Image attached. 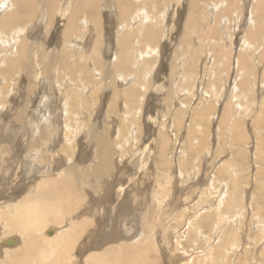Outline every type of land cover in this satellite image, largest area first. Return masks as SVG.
<instances>
[{"label": "bare ground", "instance_id": "1", "mask_svg": "<svg viewBox=\"0 0 264 264\" xmlns=\"http://www.w3.org/2000/svg\"><path fill=\"white\" fill-rule=\"evenodd\" d=\"M102 2L101 9L99 4ZM181 12L187 14V19L180 26L184 33L180 36L181 28L174 22ZM107 13L112 14L110 28L107 27L109 31L105 24ZM58 22L64 27L63 45L60 40L57 47L48 48L50 34L44 33L38 40L39 34L38 31L37 35L33 33L34 28L47 24V30ZM243 24L245 27L240 28ZM101 30L103 37L97 36L94 42V34L98 35ZM177 32H180L178 36ZM240 32L242 36L237 35ZM170 33L174 35L169 38L171 48L180 44L179 39L184 40L175 50V60L180 58L183 62L171 61L174 77L170 79V85L169 81L152 83V78L159 74L163 43ZM88 36L90 41L87 42ZM104 39L109 41L107 46L111 47L112 63L109 66L111 71H106L105 77H102L103 70L98 71L93 64L95 61V65L105 66L100 62ZM206 42L213 46L208 54L204 50ZM47 63L49 67L45 68ZM54 63L59 65L58 74L53 71L55 66L51 68ZM19 68L26 75L31 73L36 77L39 92L46 72L53 71L57 77L60 76L59 81H64H54L59 95L72 93L76 102L79 96L80 106L71 111L76 110L74 126H71L69 112H66L68 117L63 126L53 127V133L62 131L60 139L54 146V141L48 142L50 147L43 148L38 157H32L28 152L39 148V141L48 129L51 110L40 117L39 108L37 111L35 107L36 113L29 114L30 123L26 129L33 138H38H34L35 142L32 137V142L25 139L28 158L22 159L24 163L20 165L21 169L24 168L23 180L19 178L22 181L16 185L17 189L14 188L8 198L0 202V264H173L172 261L165 263L160 256L163 253L171 259L177 258L176 264H235V259L228 257L229 253L222 259L215 257V253L223 248L226 252L228 246L232 252L244 251L240 253L244 257L254 251L264 256L263 182L258 199L249 196L248 190L246 194H238L235 191L237 185L228 179L236 174L234 168L222 167L219 170L221 176L217 173L207 181L204 179L193 190L195 196H191L194 202L174 209L178 199L172 192L166 193L170 175L165 181L166 187L162 188L163 182L158 181L155 171L147 172L153 155L156 160L155 150L143 141L141 143L138 137L140 115H145L148 121L157 125L160 121H169L182 129L186 127L181 136L185 137L183 140H189V149L203 148L208 142L207 137L210 141L212 132L219 142L225 134L235 131L236 136L230 139L232 142L247 137L246 151L240 150V154L247 153L255 160L264 156V127L259 128L264 125V0H0V85L8 88V80L4 82V79L13 77ZM231 73L233 84L229 83L228 75ZM81 80L83 84L79 83ZM28 84L29 90L36 92ZM93 91L98 93L88 96ZM151 91L162 97L160 107L164 114L161 120L145 114ZM101 92L98 105L91 110ZM106 96L110 99L106 106L107 121L103 123L96 117H100L101 101ZM43 100L41 97L40 105ZM31 103L29 100L26 107ZM117 103H120L123 120L119 118L122 123L119 120L114 123L111 118L114 121L112 125L108 111ZM214 122L216 125L211 131L210 126ZM3 125L0 126V136ZM36 132L38 135H35ZM163 133H166L165 130L160 133L162 143L168 141ZM5 135L7 143L0 150L4 148L7 151L4 153L9 152L10 155L16 152L11 147L14 139H10L8 133ZM156 141L155 138L151 143ZM138 143L141 145L130 159L134 171L127 174L130 187L127 189L125 184H119L115 190L114 184L118 183L120 175L125 174L126 148ZM77 147L78 158L91 154L86 163L78 158L75 160ZM214 149L215 146L212 151ZM201 151L212 154L211 150ZM45 153H49V157ZM60 153L66 163L59 164ZM180 153L181 156L184 154ZM157 155L160 168L164 160L163 149L160 148ZM172 155L177 156V151H173ZM216 159L218 166L227 164ZM175 160L167 163L169 168L174 164L179 176L185 177L180 171L182 160ZM227 172L228 178L224 176ZM140 174L148 176L149 181L144 183L151 185L142 188L147 195L140 192L142 194L136 197L132 194V185L137 186L141 181L137 179ZM32 177L41 179L34 180L35 185H31ZM157 184L164 191L160 198L156 194L158 188L153 190ZM141 187L139 183L138 188ZM202 187L205 190H201ZM19 188L24 190L22 194ZM152 205H155V213L160 220L157 230L153 229L151 221ZM106 226L107 230L104 229ZM226 228L236 233L237 240L231 233H225ZM245 228L261 235H249L247 229L244 242L238 248V242L242 240L240 232H245ZM197 236L204 238L201 240ZM261 239L263 242H260ZM187 241L193 245V254L185 250ZM254 264H264V261L254 259Z\"/></svg>", "mask_w": 264, "mask_h": 264}, {"label": "rangeland", "instance_id": "2", "mask_svg": "<svg viewBox=\"0 0 264 264\" xmlns=\"http://www.w3.org/2000/svg\"><path fill=\"white\" fill-rule=\"evenodd\" d=\"M102 4H103V2L101 4H99V7ZM100 8L102 9V6ZM182 13H184V12H181L179 18L177 20H175V22H174L176 24H179L178 25L179 27L180 26H183L182 25L183 21L187 19V14H185V13L182 14ZM110 15H112V14L111 13H107L106 16H105L106 17V22H105L106 28L111 25L109 23V20L111 18ZM182 15H184V16H182ZM111 21H112V19L110 20V22ZM177 21H178V23H177ZM241 23H244V22L241 21ZM30 26H29V28H31ZM46 26H47V24H45L44 26L43 25H38V26H36V28H34V32H33L34 34H36L37 31H38V33H37V34H39L38 40L45 35L44 33L47 34V32H48V35L50 34V36L48 37V40H47V43H49L47 45V47L49 46L48 48H55V46L57 47V45H58L57 43L60 40H62V44L61 45H63L64 27L62 25H60L59 22L58 23H55V25L50 26L49 28L47 27V30H46ZM242 27L244 28L245 27V24H243V26H241L240 28H242ZM109 28H107L106 30L109 31L110 30ZM180 28H181V34H180V32H177V36L179 34H180V36L181 35H184V33L182 31L183 27H180ZM90 31L91 30L89 29V33H90ZM102 31L103 30H101V32H100L101 35H100V33L98 35L94 34V36H93L94 42L98 39V38H96L97 36L98 37H101L102 36V33H103ZM241 32H242V29H241ZM241 32L238 33L237 35L242 36ZM89 36L86 38L87 40H85V41H87V42H88V40L90 41ZM170 36L173 38V36H174L173 33L172 34L170 33L169 34V37H168V40H165L164 43H163V54L161 56L162 57V62H161L160 68H159V74L157 75V77L155 79L152 78L153 79L152 80V83H158V82L159 83H164V82L167 83L169 81V85H170V79L172 77H174V71H173V66H172V62L171 61L172 60H175V55H176L175 50L178 48L179 45L183 44V41L184 40L182 41V38L179 39V43L180 44L174 46L175 48H171L170 47L171 44L169 42V38H171ZM106 37L108 38V33L106 34ZM102 39L103 38H101V40ZM104 41H102L103 47L101 45V52H102L101 53V58H102V61L100 60V62L102 64L104 63L105 66H101L100 67L99 65H95L96 64L95 61H94V64H93L94 66H96V68H97L98 71H100V69L103 70L102 73H103L104 76H102V77H105V75H106L105 72L106 71H111V68H109V66H111L110 65V62L112 63V61H111V59H112L111 58L112 53H110L111 52V50H110L111 47H108L109 46V43H108L109 41L107 39L106 40L104 39ZM206 44H207V47L204 50H206V53L208 54V52H210V51L213 50V49H211V47H213V46L211 45L210 42L209 43L206 42ZM106 49L108 51L109 50L110 51L108 52V51H106ZM104 51L106 52V54L103 55ZM173 55H174V58H173ZM103 57L105 58V60H104ZM108 58H109V60L107 61L106 59H108ZM168 58H169V60H168ZM166 59H167V61H166ZM206 59H208V58H206ZM176 60H175V63H177V61H178V63L180 61L183 62L182 60H180V58L177 61ZM54 66H55V63L51 65V68L54 67ZM58 66H55V69L53 70L54 72H56V74H58V70H57L59 68ZM47 67H49L48 66V63L46 64L45 68H47ZM18 70H19V72H17V74L13 75L14 78L13 77H11V78L8 77V78H5L4 79V82L6 80H8V85H7L8 88H6V86H4V84L3 85H0V87H1L0 88V90H1L0 91V99H2L4 101L3 102L2 100H0V107L2 106L0 108V123H1L0 126L4 124L3 125L4 126V129H3V132H2V134L0 136V148H1V146L4 147L5 144L7 143L6 140H5V138H6L5 133H8V136H9L10 139H14V143H13L14 146H12L13 145L12 144L11 147H14L15 149L17 148V150L14 149V151H16V152L10 153V155H9V152L7 154L4 153V152H7V151L4 150V148L0 150V153L2 152V154L0 155V202H2L4 198L7 199L8 198L7 196L9 194H11V192L13 191L14 188L17 189L18 186H16V185H19L21 183L20 180L23 178L22 176L24 174L23 173L24 172V168L22 167V169H21L20 168V165L21 164L23 165V163H24V161L22 162V159L24 160L25 158H28V156L26 155V149H25L26 148V146H25V139L27 138L26 140H30L32 142L34 140V138L37 137V136H35L33 138L32 133H30V131H27V129H26V128H29V123H30L29 120H28L29 119V114H30V116H32L34 113H36L35 112L36 111L35 110V107H36L37 111H38V108H39L38 116H40V117L43 116V115H47L48 113H50V110H51L50 122H49V125L47 127L48 129L46 130V135L43 138H41L40 141H39V148L36 149L35 151L28 152L29 155H31L32 157H34V156L38 157V156H40V152L43 151V148H47L48 149L50 147V145L48 144V142L54 141V143H53V146H54L55 143H56V141H58L60 139V134L62 133V131H57L56 133H53V127L54 126H56V127L57 126L58 127L59 126H63L64 121L66 122V117H68L66 115V112H69V117H68L69 122H70L71 126H74V113H75L76 110L74 112H71V111L74 108H78L80 106V97L79 96H78V100L76 102V100L74 99L72 93H70L68 96L67 95L66 96L63 95L62 93H61V95H59V90H58L56 84H54V81L56 83V80H57L58 81L57 83H59V82L61 83L62 80L59 81V77L60 76L57 77L56 74L53 73V71L51 73H48L49 70L46 72L47 74L45 75L46 76V79L45 80L48 79L50 82L48 80H47L48 82L44 80V83L45 84L43 83L42 86L40 85V88L42 87V89L39 92L38 91V82L36 81V77L33 74H31V73L29 75H26L25 72L22 71V68H19ZM20 71H22V73ZM170 74H171V77H170ZM232 75H233L232 73L228 75L229 76V83H232L230 81V78L232 77ZM69 76L71 77V75H69ZM167 76L169 78H167ZM89 77H90V75H89ZM56 78H58V79H56ZM224 78H225V76H224ZM1 80H2V78H1ZM29 81H31L32 83L29 82ZM52 82H53V84H52ZM62 82H64V81H62ZM1 83H2V81L0 82V84ZM28 83L31 84L30 86L33 89L35 88L34 90L36 92L33 93V92H31L29 90V84ZM79 83L80 84H83L84 82L81 80ZM9 84H10V86H9ZM33 86H35V87H33ZM63 86H64V83H63ZM103 86H104V84H103ZM229 86H231V85H229ZM36 87H37V89H36ZM3 88L4 89H7V91L3 90ZM12 88H14L13 89L14 91L12 90ZM87 88H88V86H87ZM89 89H91V88H89ZM97 93H98L97 91H93V92H90L88 96L95 95ZM150 93H151V95H150ZM150 93H149V97H148V100H147V105L148 106L145 107L147 111H145V110H143V111H145V114H148L149 117L153 116L154 118H156V120L157 119L158 120H161L163 118V115L162 114H164L162 112V107H160V101L162 100V97H159V95L156 94L153 91H151ZM101 94H102V92L98 95L97 103L94 106L90 107L91 110H93V108H95L98 105V103L100 101V95ZM8 96H10V97H8ZM110 96H111V94H110ZM41 97H42V100L43 99L44 100L42 101V103L40 105V99H41ZM6 98H7V102H5L6 101ZM111 98L113 99V96ZM65 99H66V103L64 102ZM109 99H110L109 96H106V97H104L102 99L101 104L103 106H101L102 107L101 108V111H99V114H98V116H100V117L99 118L96 117V120H99V121H101L103 123H105L107 121V119H106V117H107L106 116V110H107L106 106L108 105ZM29 100L31 102H33V103L28 104V105H30V106H28L29 107L28 108V107H26L27 106L26 104H27V102ZM194 100L195 99H193L192 105L195 104L194 103L195 102ZM189 104H191V102ZM120 107H121L120 106V103L119 104L117 103V106L116 107L109 108V111H108V115L110 117L109 121L112 122V125H113V122L114 121H115L114 123H118V120H119V122H121L120 119L123 120V118L121 117L122 115L120 113V110H121ZM159 107H160V109H159ZM9 109H11V110H9ZM102 109H104V110H102ZM56 111H58V113H56ZM31 112H33V113H31ZM259 112L261 113V111H259ZM140 117H142L141 122H140V127L138 128V126H137V128L139 129V135H138V137H139L140 142L141 143L144 142V144L150 145L151 146L150 148H153L155 150L154 151V154H155L156 157H159V155H157V153H159L160 148L163 149V155H164V160L162 161V163H163L162 167H160V168L158 167V163H159V159L160 158L157 159L155 157L156 160L154 161V155H153L152 161L149 163L150 166H148L146 168V170H147L148 173H151V170L152 169L155 171L156 178L158 179V181L160 183L161 182L164 183V184L161 183V187L162 188H165L166 187L165 186V181L168 178V176L170 175L169 188L166 190V193L168 194L169 192H172L173 195L178 199V202H176L173 205L174 206V209H176V207L182 206V205H184L186 203L187 204H190V203L194 202V198L191 196V195H193V193L195 194V192L193 190L196 189V187H198L199 184H200V182H203L204 179H205V181H207L206 179H210L211 176H216L217 173H218V176H221V175H219V170L222 167H224V168L231 167V169L234 168V172L236 173L233 176L234 178L231 177V175H230V177H231L230 178L228 172L226 173L228 176L227 175H224V176L227 177V178L229 177L228 179H231L232 182H235L234 185H237V187H236L237 189L234 188V189H236L235 191H237L236 193H238V194H240V193L241 194L242 193L246 194L247 193V190H248V191H250L249 196L253 195L254 198L256 197V199H258V197L260 196V192L259 191H260L261 187L264 186V185L262 186V184L264 183V168L262 167L264 163H262V161H261V160H263V162H264V159H263L264 156H262V154H261L262 157L259 156V157H261L259 159L258 156H257L258 159L255 160L254 158H251V156L249 154H247V153H244V155H243V153L242 154L239 153L240 150H242L243 152L246 151L245 143L247 142V137L246 138L241 137V139L238 140L239 142L237 141L238 143L237 142L234 143L230 139L232 138L233 135L236 136V133H235V131H233V132L231 131V132H228L227 134H225L224 138L223 137L220 138V140L218 142L217 139H214L213 132H212L210 141H209V137H207L206 141H208V142H206L207 144L204 145L203 148L198 149V150L196 149V147H195V149H189V140L185 141V140H183V139H185V137L181 136V133L185 132L186 127H183V129H182L180 126L178 127L175 124H172L171 125L169 121H167L166 123H161L162 121H160V123L157 125V124H154L151 121H148V119H147V117H145V115H142V116L140 115ZM111 118L114 121H112ZM262 118L264 119V116H262ZM184 121L186 122V119ZM121 123H119V124L122 125ZM159 125H161V126H159ZM215 125H216V122H214V124H212L210 126L211 131H213V127H215ZM30 126H31V124H30ZM263 127H264V125L263 126H259L260 129H263ZM72 128H74V127H72ZM87 129L88 128H86V130ZM166 129H168L169 131L167 132ZM180 129H182V130H180ZM8 130H9V132H8ZM98 130H100V128ZM163 130H165V132H166V133H163V134L168 139V141L167 142H164V143L161 142L162 141V137H161L162 135L160 134L161 131H163ZM71 131H74V130H71ZM25 132H26V134H25ZM199 132H202V131H199ZM18 134H20V135H18ZM24 134H25V136H24ZM30 134H31V136H30ZM35 135H38L37 132H36ZM40 135L42 136V134H40ZM31 137L33 138V140H32ZM1 138H2V140H1ZM18 138H19V140H17ZM155 138L157 139V141L155 143H151L153 140H155ZM15 142L17 144H15ZM34 142H35V140H34ZM34 142H33V144H34ZM227 142H229V144H227ZM57 144H58V146L60 145L59 143H57ZM15 145H16V147H15ZM140 145H141L140 143H138V144H136L134 146L132 144H130L126 148V152L125 153L127 154V156L124 159V164H125V168H126V170L128 172H126V170H125V174L119 176V178H121V179L118 178V180H119L118 183L116 181V183H115L116 185L114 184L115 190H116V187L119 184L121 186L123 184H125L124 185L125 187L128 186L127 189L130 187V184H131L130 181H129L130 177L127 174H131L132 173L131 171H134V168L131 166L133 161L130 160V159L133 156V154L135 153V151L138 148V146L140 147ZM58 146H57V148H58ZM68 146H70V145L68 144ZM213 146H215V149L212 151ZM205 149H207V151L208 150H211L212 154L209 155L208 152H205V154H204V152H202L201 150H205ZM150 150L151 149H149L148 152ZM215 150H216V152H215ZM76 151H77V153H76V156H75V160H77V158H78L77 156H80V155H78V147H77ZM173 151H177V156H173L172 155V152ZM180 151L184 153L182 156H181ZM12 154H14V155H12ZM45 154H47V153H45ZM228 154H229V156H227ZM16 155H18V157H15ZM47 156L49 157V153L47 154ZM82 156H81L82 159L81 158H78V160L81 159L80 160L81 162H85L86 163L88 161V159L91 157V154L86 153V156H84V155H82ZM222 156H223V158H222ZM85 158H87V159H85ZM175 158H177V160L178 159H181L182 160L181 163H183L185 161V163L183 165L180 163V165H181L180 166V168H181L180 171H181L182 175H184L185 177H180L179 176V174H178V168L174 164H173V166L171 168H169V165L167 163L168 162H171V161L172 162H174V161L176 162ZM216 158H218V160L221 161V162H224V161L227 162V164H222L220 166L216 165L215 164V162L217 160ZM221 158L224 161L221 160ZM58 161H59V164L66 163V160H65L64 156L61 153H60V156H59ZM8 169H10V170H8ZM18 169H19V171H18ZM235 170H237V171H235ZM18 172H19V174H18ZM26 172H27V170H26ZM29 172L30 171H28L27 173H29ZM20 173H21V175H20ZM235 175H237V177H238V178H236V180H235ZM19 176H21V177H19ZM157 176H160V177H157ZM17 178L18 179L21 178V179L18 180ZM39 179H41V178H39ZM39 179L36 180V178H33L32 177L30 179V181L32 182L31 185H35V183H33V182L39 181ZM137 179H140L141 180L139 183L142 184V187L141 188H138L139 183H138L137 186L132 185V189H133L132 194H133V196H136L137 197L138 195H141L142 193H140V192H143V195H147L142 190V188L144 186L145 187H148L149 185H151V183H149V182L144 183L146 181H149L148 180L149 179L148 176H144V175L140 174V176H138ZM187 179L189 181H187ZM124 180L125 181L127 180V181L125 182ZM17 182H19V183H17ZM157 185H154L153 190H155V188H158V192L156 194H158V197L160 198V195L163 194L164 191L160 190L162 188L159 187V185L158 186ZM204 185H205L204 187H207V185L205 183H204ZM23 187L24 186H22V188ZM114 187H113V190H114ZM21 189L19 188L18 190H20L19 192H21V194H22V192H24V190H21ZM2 190H3V192H2ZM201 190H205V189H203V187H202ZM245 191H246V193H245ZM237 195H236V198L238 197ZM193 196H195V195H193ZM245 201H246V199H245ZM260 205H263V203H260ZM254 206H255V204H253V207ZM154 207H155V205H152L151 206V215L150 216H151V221H153V223H154L153 229L154 230H157L158 227L160 228V225H159V221L160 220H159V218L157 217V215L155 213ZM51 225H52V222L49 224V226H51ZM106 227L107 228H104V229L107 230L108 229V226H106ZM184 228L186 229V226L185 225H184ZM185 229H184V231H185ZM247 229L245 230V232H244V230L241 231V232H244V233H241L240 232V235L242 236V240L240 242H238V245L241 244V243L243 244V242H244L243 239L246 237V231H247ZM226 230L228 231V232L227 231L225 232L226 234H230L231 233L234 236L235 240H237V237H236V233L235 232L232 233V231L230 229H228V228H226ZM248 231H249L248 232L249 235H251V234L252 235H256L254 233V230L251 232V230L248 229ZM202 233L204 234V232H202ZM234 233H235V235H234ZM242 234H244V235H242ZM260 235H261V233L259 232L256 235V237H258V236L260 237ZM198 237L201 238V240L204 238V237L202 238L201 236H197V238ZM174 238H173V240H174ZM262 240L263 239H261L260 242H263ZM260 242H259V244H262ZM187 243H188L187 247L189 246V248H187V247L185 248L186 252L188 254H193V251L191 250V248H192L193 245L191 246V244L188 241H187ZM263 246H264V243H263ZM257 247L258 246H256V249H257ZM238 248H240V245L238 246ZM242 249L244 250L245 249V246H243ZM260 250H261V252H263L262 251V248H260ZM226 253H227V255L229 253V256L228 257L229 258H232V260L235 259V264H254V259H257V260H260V261H264V256L261 257L259 253H256V251H254L253 254H248L246 257H244V256H241L240 255V253H244V251L243 252H239V251L238 252L237 251L232 252V250H231V248H229V246L227 247L226 252H225V249L223 248V250H221L220 252L215 253V257H216V259H219V257H221L220 259H222V257L224 258L226 256ZM194 254H196V253H194ZM221 254H223V256H221ZM234 254H235V257H234ZM230 255L232 257H230ZM250 255H251V257H250ZM160 256H161V258L162 257L164 258L165 263L166 262L168 263V261H170V262L172 261L173 264H176V262H178L177 258L176 259H174V258L171 259L169 257V255L166 254V253H163ZM201 257H204V256L201 255ZM255 262H257V261H255ZM223 263H221V264H223ZM224 264H226V263H224Z\"/></svg>", "mask_w": 264, "mask_h": 264}]
</instances>
